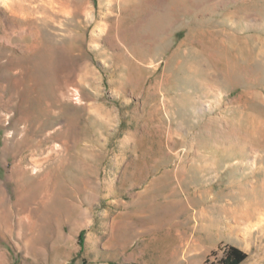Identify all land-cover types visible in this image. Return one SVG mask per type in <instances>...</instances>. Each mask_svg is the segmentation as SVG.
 Returning a JSON list of instances; mask_svg holds the SVG:
<instances>
[{
	"label": "rangeland",
	"instance_id": "rangeland-1",
	"mask_svg": "<svg viewBox=\"0 0 264 264\" xmlns=\"http://www.w3.org/2000/svg\"><path fill=\"white\" fill-rule=\"evenodd\" d=\"M1 192L0 264H264V0H0Z\"/></svg>",
	"mask_w": 264,
	"mask_h": 264
},
{
	"label": "bare ground",
	"instance_id": "bare-ground-1",
	"mask_svg": "<svg viewBox=\"0 0 264 264\" xmlns=\"http://www.w3.org/2000/svg\"><path fill=\"white\" fill-rule=\"evenodd\" d=\"M53 61H54V57L52 54L45 53L43 51L36 49V46L33 45L32 43H30L27 46L25 53L22 56H20V58H18V60H16L17 73L19 75H21L22 78L16 77L14 80V84L16 86V88H15L16 92L15 93H18L19 95L18 94L17 95L20 98V100L16 104H14V106H15L16 110L20 109L21 114L19 116H16V118H14V123L15 122L17 123L19 121L21 122V120L24 121V119H26V117L29 116L28 114H30V113H26V112L21 110V108L23 107V104H24L23 102L25 101L26 98L31 99L33 97L32 92H33V84L36 81L35 79H37V77L40 76L39 74L41 71H43L44 69L45 70L48 69L50 67V64L53 63ZM21 98H23L22 102H21ZM38 113H40L42 118H47L50 115L47 111H43V110L38 112ZM30 121H32V120H30ZM25 122H28V119ZM40 126H42V125H40ZM32 128L33 127L31 126V124L29 122V123L25 124L23 131L25 133H29V132L33 131ZM21 131H22V129H21ZM67 132H68V128L64 129V127H63L62 130L60 132L59 131L56 132L52 136V138H50L51 137L50 136L49 140L50 141L60 140L62 138V135H64V134L66 135ZM15 135H14V137H15ZM24 142H25L24 139H22L21 141L14 140V142H13V146L16 149V151H14V153H15L14 154L15 155V166L16 167L22 166L23 162L26 158L21 153V150H19L24 145ZM34 146H35V149H33L31 156H32V160L34 161V164L36 167H40V168L44 167V163H46L47 161H50L52 158H54V155L57 154V152L52 148L49 151L45 150V148H43L42 142L35 144ZM10 149H11V147L9 146V148H8V146H7V150L9 151ZM45 152L47 154L45 156H42ZM55 169H56L55 166L51 165V166H47V167L43 168L42 172L44 174H49L51 171H53ZM6 205H7L6 197L1 192L0 193V218H3V220L5 222H8L9 211H8Z\"/></svg>",
	"mask_w": 264,
	"mask_h": 264
},
{
	"label": "trees",
	"instance_id": "trees-1",
	"mask_svg": "<svg viewBox=\"0 0 264 264\" xmlns=\"http://www.w3.org/2000/svg\"><path fill=\"white\" fill-rule=\"evenodd\" d=\"M247 255V252L241 248L229 245L221 258V264H241L247 258Z\"/></svg>",
	"mask_w": 264,
	"mask_h": 264
}]
</instances>
